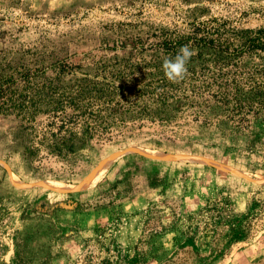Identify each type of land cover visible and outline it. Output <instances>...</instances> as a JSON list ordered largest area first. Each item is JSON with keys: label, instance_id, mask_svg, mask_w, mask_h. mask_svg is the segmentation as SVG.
Wrapping results in <instances>:
<instances>
[{"label": "rangeland", "instance_id": "374dc122", "mask_svg": "<svg viewBox=\"0 0 264 264\" xmlns=\"http://www.w3.org/2000/svg\"><path fill=\"white\" fill-rule=\"evenodd\" d=\"M213 18L256 30L264 0H0V81L19 93L144 65ZM176 116L56 157L27 154L41 117L0 114V264H264V123ZM128 155L144 159L135 174Z\"/></svg>", "mask_w": 264, "mask_h": 264}, {"label": "trees", "instance_id": "16d2710c", "mask_svg": "<svg viewBox=\"0 0 264 264\" xmlns=\"http://www.w3.org/2000/svg\"><path fill=\"white\" fill-rule=\"evenodd\" d=\"M221 25L216 18L203 21L186 37L159 41L156 45L162 57L150 63L96 65L92 77L85 75L72 85L58 79L17 93L12 89L13 78L6 77L0 81V114L34 121L41 117L45 133L27 154L45 148L56 157L73 154L89 140L110 141L123 134L122 129L170 124L185 112L202 125L214 120L247 130L255 121L264 123V64L248 67L244 63L255 56L264 59V27L229 30ZM185 44L196 54L187 65L186 78L171 82L164 74L163 61L174 58ZM58 67L62 75L78 65ZM30 73H24L26 81ZM138 158L128 155L123 165L135 174L144 165V159Z\"/></svg>", "mask_w": 264, "mask_h": 264}, {"label": "clouds", "instance_id": "9594fccd", "mask_svg": "<svg viewBox=\"0 0 264 264\" xmlns=\"http://www.w3.org/2000/svg\"><path fill=\"white\" fill-rule=\"evenodd\" d=\"M195 54V50L185 44L174 58L166 57L162 65L166 78L171 82L184 80L188 75L187 65Z\"/></svg>", "mask_w": 264, "mask_h": 264}, {"label": "water", "instance_id": "95a60500", "mask_svg": "<svg viewBox=\"0 0 264 264\" xmlns=\"http://www.w3.org/2000/svg\"><path fill=\"white\" fill-rule=\"evenodd\" d=\"M126 152H120L118 155L123 156Z\"/></svg>", "mask_w": 264, "mask_h": 264}]
</instances>
